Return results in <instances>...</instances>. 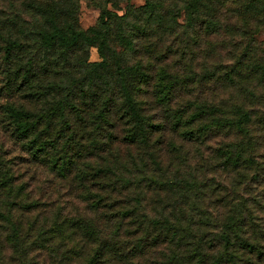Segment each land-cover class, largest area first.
I'll use <instances>...</instances> for the list:
<instances>
[{"label":"trees","instance_id":"1","mask_svg":"<svg viewBox=\"0 0 264 264\" xmlns=\"http://www.w3.org/2000/svg\"><path fill=\"white\" fill-rule=\"evenodd\" d=\"M105 1L115 5L122 0ZM225 1L186 0L183 9L191 25L203 17L201 25L214 32L220 29ZM250 6L253 16L264 13V4L258 9L252 0ZM22 7L30 20L14 9H0L4 89L33 107L10 104L7 116L35 158L61 180L77 186L89 211L103 223L102 230L91 219L60 220L55 211L52 219L42 218L40 236L33 242L28 238L35 227L28 228L29 247L52 258L73 243L83 250L90 246L93 253L85 264H143L165 245L185 247L186 264H264V225L258 230L259 218L243 202L231 208L214 204L213 217L200 198L204 190L212 192L215 183L188 172L195 157L208 172L212 156L217 161L214 170L222 168L228 176L241 174L254 163L255 150L264 144L258 135L264 129L260 108L264 76L250 87L225 72L220 82L243 95V100L237 95L240 104L204 102L186 118L178 110L170 123L162 124L142 97L152 72L165 81L167 73L153 67L151 49L143 43L145 30L135 38L124 31L120 20L128 19V14L102 10L99 22L85 30L78 22V0H23ZM141 10L152 18L154 5L147 0ZM92 47L97 48L99 61H90ZM213 112L216 116L210 120ZM255 124L262 129L253 132ZM167 132L178 137L181 145L171 140L164 146ZM223 133L235 137L211 146L212 138ZM188 145L196 147V156L185 149ZM181 172L184 180L179 178ZM14 190L16 196L25 195L24 186L16 185L14 176L0 169V196ZM218 190H224L221 183L212 193ZM166 192L179 195L177 202L152 212L146 200ZM23 197L27 201L20 208L23 213L42 206ZM16 208L15 201L5 210L0 206V227L4 223L18 234L12 218Z\"/></svg>","mask_w":264,"mask_h":264},{"label":"rangeland","instance_id":"2","mask_svg":"<svg viewBox=\"0 0 264 264\" xmlns=\"http://www.w3.org/2000/svg\"><path fill=\"white\" fill-rule=\"evenodd\" d=\"M22 1L0 0V9H14L20 12L21 18L28 21L29 12H24ZM150 1L154 5L152 18L141 10L147 0H122L116 1L115 5L105 0H78L79 26L87 30L99 22L102 10H111L119 16L128 14V19L120 20L126 34L135 38L143 36V33L140 34L141 30L146 31L148 35L144 37L143 43L151 49L149 56L153 55L152 58L150 57L154 63L153 67L167 73L165 81L159 80L156 72H152V79L145 87V94L142 97L157 122L170 123L173 113L178 110L184 112L186 118L204 102L219 104L225 101L229 102V106L230 103L240 104L243 95L222 86L220 77L230 71L235 77V82L241 79L244 84L251 87L257 85L264 76V13L252 15L250 12V9H253L250 6L252 0H226L221 9L220 29L212 32L208 27L201 25L203 17L195 19L192 25L188 22L187 13L183 9L186 0ZM254 1H257L256 8L263 7L264 0ZM100 2L103 3L102 7L99 6ZM121 50L122 48H119V51ZM4 56V45L0 43V169L14 176L16 185L24 186L25 195L16 196L17 192L14 190V193L11 191L9 194L6 191L2 192L0 196V206L3 210L13 201L17 204L12 218L18 232L16 234L9 225L1 223L0 264H85V260L93 253L90 246L83 250L73 243L66 246V250L56 252L52 258L46 252L32 249L33 245L29 247L28 239L33 242L40 236L42 218L51 217L55 211L57 216L54 214V217H60V220L66 217L91 219L92 223L102 230L103 223L98 222V216L89 211L80 189L54 175L48 167L35 158L28 141L16 136L7 116L6 106L13 103L17 106L25 104L29 108L33 106L18 96L10 97L4 89L6 83ZM99 60L97 48L92 47L90 61ZM166 82L169 85H162L167 84ZM260 108L263 110L264 105ZM215 116L216 113L213 112L210 120ZM255 120L257 121L258 118L255 117ZM251 129L253 132L260 131L262 127L255 124ZM263 132H258V135L264 140ZM233 137L235 136L228 137L227 133H223L219 137H213L210 145L216 147L220 142L232 140ZM171 140L181 145L178 137L167 132L164 146ZM195 148L192 145L185 147L186 150H190L191 156H196ZM136 154L138 157L142 155L140 152ZM165 158L167 159L168 155ZM254 159V163L241 171V174L230 176L222 168L214 170L213 164L217 161L212 156L208 160L210 164L208 172L202 168L204 164L198 160V157L192 159L189 173L196 172L198 178L209 179L211 184L215 183L212 192L218 187V183L224 188L223 191L218 190L215 193L204 190L200 198L204 209L210 206L208 212L213 217L217 214L214 204L222 203L226 204L227 208H231L233 204L243 202L254 213V217L259 218L258 225H264V144L255 150ZM179 178L184 180L186 177L181 172ZM233 188L237 191L231 193L230 190ZM226 195L229 197H224ZM23 196L30 201H39L42 206L32 212H21L22 204L27 202ZM178 198L179 195L170 192L154 194L150 200H146V204L152 212L159 213L164 205H173ZM31 225H34L35 229L27 239L28 228ZM260 229L261 226L258 227V230ZM7 238L10 240L6 241ZM16 245L20 247L19 250L13 247ZM184 251H186L185 247L176 249L175 246H160L147 256L148 258L143 259L142 263L186 264L184 261L187 256ZM72 254V258H68ZM171 257L173 261L170 260Z\"/></svg>","mask_w":264,"mask_h":264}]
</instances>
